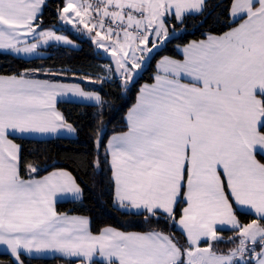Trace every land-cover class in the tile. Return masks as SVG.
I'll return each instance as SVG.
<instances>
[{
  "label": "snow or ice",
  "instance_id": "obj_1",
  "mask_svg": "<svg viewBox=\"0 0 264 264\" xmlns=\"http://www.w3.org/2000/svg\"><path fill=\"white\" fill-rule=\"evenodd\" d=\"M46 6L0 0V55L38 56L42 45L73 44L56 25L44 27ZM208 8L207 0H63L56 16L111 57L102 69L107 76L73 77L103 84L114 75L127 89L154 49L187 30L190 17H201L196 27L207 23ZM225 11L226 31H206L177 46L182 59L158 61L154 83L140 88L126 114V130L106 145V102L81 83L56 79L66 70L0 75V246L10 264L49 254L76 264H264V0H228ZM69 96L101 110L91 166L110 171L113 204L145 222L176 225L183 245L155 229L93 234L87 217L57 212L58 198L79 200L82 188L64 168L40 176L45 169L23 162L14 140L75 134L57 108L58 98ZM238 212L255 218L241 224ZM225 230L234 235L225 240ZM219 243L234 246L217 251Z\"/></svg>",
  "mask_w": 264,
  "mask_h": 264
},
{
  "label": "trees",
  "instance_id": "obj_2",
  "mask_svg": "<svg viewBox=\"0 0 264 264\" xmlns=\"http://www.w3.org/2000/svg\"><path fill=\"white\" fill-rule=\"evenodd\" d=\"M211 13L209 20L202 27H196L201 19L197 17L187 20V30L180 32L170 39L162 48L157 50L151 57L147 67L131 83L129 88L121 86L120 79H106L103 84H93L80 82L81 86L88 90H96L106 102L103 108V124L101 125V136L104 145L107 139L121 131L126 130L125 114L133 105L136 99L138 88L143 83H150L155 73L156 61L162 56L178 57L177 45H184L191 40L204 38L202 35L206 31H213L219 34L227 30L224 17L227 15L225 7L228 0H207ZM57 5H63V0H47V6L43 9L44 27L48 28L56 25L57 31L70 36L78 44L76 48L64 47L60 45H50L44 52V57L33 59H23L10 54L0 55V75H10L19 73L23 69L40 68L52 71L66 70L67 77H57L63 82L70 81L69 77L75 72L79 75L90 74L93 78L97 76H107L108 73L102 71L107 62L100 59L103 49H98L88 37L75 33L67 26L63 25L56 16ZM219 5V7H216ZM219 17V22L216 18ZM171 27V23L169 24ZM70 79V80H69ZM57 108L66 119L72 123L77 132L73 137H52V138H17L16 143L21 145V155L23 162L33 161L42 170L39 175H43L54 168H64L72 173L77 183L82 188V198L80 200H66L55 204L56 210L64 214H79L88 216L90 219V230L98 233L102 228L113 227L122 231L146 232L151 229L171 233L177 240L184 244L182 232L176 225H170L163 218L157 220L151 218L145 222L142 215L129 214L126 210H121L113 204L114 187L109 179L110 171L104 165L99 171L91 166V161L95 155L94 132L100 109L94 104L58 101ZM100 158L103 162L104 147L100 148ZM23 172V165L21 168ZM183 205L178 204L175 208L176 217L179 218ZM241 224L249 223L255 218L254 215L237 213ZM225 240L234 235L233 232L225 230L220 232ZM201 245H205L202 242ZM232 244L219 243L215 245L217 251H226L233 247ZM24 264H76L68 259L53 258H30L22 256ZM11 258L7 254L0 253V264H10Z\"/></svg>",
  "mask_w": 264,
  "mask_h": 264
},
{
  "label": "crops",
  "instance_id": "obj_3",
  "mask_svg": "<svg viewBox=\"0 0 264 264\" xmlns=\"http://www.w3.org/2000/svg\"><path fill=\"white\" fill-rule=\"evenodd\" d=\"M69 29H71L72 31H74L75 33H76V31L72 28V26L71 25H68L67 26ZM57 33L58 34H63V35H66V34H64V33H62V32H58L57 31ZM180 32L178 31L177 32V34H176V36L179 34ZM79 34H82V33H79ZM83 36H85L84 34H82ZM70 40H72L73 41V44L72 45H64V44H59V43H55V42H52V43H50V45H60V46H64V47H70V48H76V47H78V44H77V42L75 41V40H73L70 36H68V35H66ZM86 37V36H85ZM201 39H203V38H201ZM196 40H200V39H196ZM192 41V40H191ZM50 45H47V46H41L39 49H38V52H39V55L37 56V55H33V56H15V57H19V58H23V59H26V60H29V59H33V58H37V57H44L45 55H46V53L44 52V49H46L48 46H50ZM178 46V45H177ZM177 46H176V50H177V52H178V54H179V56L178 57H172V56H168V57H172V58H175V59H182V53L178 50V48H177ZM179 46H183V45H179ZM162 48V47H161ZM159 50V49H158ZM11 55V54H10ZM13 56V55H12ZM165 56H167V55H165ZM165 56H162V57H160L157 61H156V64H155V73H154V75L156 74V72H157V63H158V61H160L163 57H165ZM154 75H153V80L150 82V83H143V84H141L140 86H139V88H138V91H137V94H136V98H137V95H138V93H139V90H140V88L143 86V85H145V84H152V83H154ZM58 101H72V100H68V99H64V97H61L60 99L58 98ZM57 101V102H58ZM81 103H89V104H93V103H90V102H85V101H80ZM136 103V99H135V102L133 103V105ZM132 105V106H133ZM131 106V107H132ZM130 107V108H131ZM129 110V109H128ZM128 110H127V112H128ZM127 112H126V114H127ZM126 114H125V117H126ZM125 122H126V119H125ZM115 134H118V133H115ZM75 134H67V133H64V134H62V135H60V136H65V137H73ZM114 135V134H113ZM112 136V135H111ZM110 136V137H111ZM57 137V136H56ZM109 137V138H110ZM32 138H34V137H32ZM35 138H48V137H45V136H37V137H35ZM108 138V139H109ZM108 139H107V141H108ZM107 141H106V144H107ZM14 142L16 143V141L14 140ZM105 144V145H106ZM52 171V170H51ZM50 172V171H49ZM47 173H45V174H43V175H46ZM43 175H40V176H43ZM113 195H114V193H113ZM81 198H82V196H81ZM80 198V199H81ZM79 199V200H80ZM66 200H73L72 198H58L57 199V202H61V201H66ZM56 202V203H57ZM67 215H69V216H83V217H87L88 219H89V217L88 216H85V215H79V214H67ZM89 221H90V219H89ZM89 227H90V225H89ZM177 227V226H176ZM178 228V227H177ZM179 229V228H178ZM118 230V229H117ZM180 230V229H179ZM91 231V230H90ZM120 231H122V230H120ZM181 231V230H180ZM100 232V231H99ZM99 232L98 233H93V234H99ZM125 232H134V231H125ZM202 243V242H201ZM203 246H205V245H201V247H203ZM0 253H3V254H7L9 257H10V254L6 251V249L3 247V246H0ZM22 256H25V257H30V258H53V257H55V256H53V255H51V254H49V255H45V256H38V257H33V256H27V255H22ZM11 258V257H10ZM63 259H65V258H63Z\"/></svg>",
  "mask_w": 264,
  "mask_h": 264
},
{
  "label": "rangeland",
  "instance_id": "obj_4",
  "mask_svg": "<svg viewBox=\"0 0 264 264\" xmlns=\"http://www.w3.org/2000/svg\"><path fill=\"white\" fill-rule=\"evenodd\" d=\"M77 33V32H76ZM85 35V34H84ZM86 37H88L87 35H85ZM89 38V37H88ZM158 49H160V48H158ZM158 49H154L153 50V52H152V54L148 57V59L145 61V63H144V65H143V67L140 69V70H137V73H136V76H135V78H134V80L142 73V71L147 67V65H148V63H149V61H150V59H151V57L153 56V54L158 50ZM137 55H139V53H137ZM40 79H46V78H48V77H46V76H43V75H41L40 77H39ZM70 79H72V80H70V81H67L66 83H73V82H76V83H80V82H86V83H90V82H88V81H81V80H79V79H77V78H74L73 76H71V77H69ZM133 82V81H132ZM131 82V83H132ZM131 83L129 84V86L131 85ZM129 86H128V88H129ZM60 99V98H59ZM64 99H68V100H72L73 102H80V101H82V100H80V99H77V98H74V97H71V96H69V97H64ZM37 137V136H36ZM45 137H48V138H52V137H56V136H45ZM58 137V136H57ZM62 137H64V136H62ZM35 138V137H34Z\"/></svg>",
  "mask_w": 264,
  "mask_h": 264
},
{
  "label": "water",
  "instance_id": "obj_5",
  "mask_svg": "<svg viewBox=\"0 0 264 264\" xmlns=\"http://www.w3.org/2000/svg\"><path fill=\"white\" fill-rule=\"evenodd\" d=\"M100 59L107 62L108 64L111 63V57L109 55L105 54L104 51L101 52ZM113 68H114V65H113ZM113 78L116 80L120 79L119 77H116L114 75H113Z\"/></svg>",
  "mask_w": 264,
  "mask_h": 264
}]
</instances>
